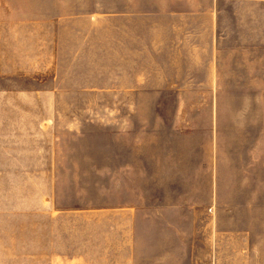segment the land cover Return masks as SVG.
Returning a JSON list of instances; mask_svg holds the SVG:
<instances>
[{"label":"rangeland","instance_id":"obj_1","mask_svg":"<svg viewBox=\"0 0 264 264\" xmlns=\"http://www.w3.org/2000/svg\"><path fill=\"white\" fill-rule=\"evenodd\" d=\"M241 1L214 78L201 55L166 79L160 16L0 0V264H264V1Z\"/></svg>","mask_w":264,"mask_h":264},{"label":"crops","instance_id":"obj_2","mask_svg":"<svg viewBox=\"0 0 264 264\" xmlns=\"http://www.w3.org/2000/svg\"><path fill=\"white\" fill-rule=\"evenodd\" d=\"M237 2L242 1L112 0L111 11L107 13L113 16H144V24H147V22L152 23L151 16H160L161 29L163 28V24L165 28L169 24L171 30L174 29L176 31L175 41L174 44H172V46H175L174 50L170 52L161 50L160 52L162 59L160 61L159 72L161 74L159 78H195L196 75L190 74V72L193 73L195 70L199 71L201 55L206 56V59L204 58L205 68L207 72H211V74H207L205 77L214 78L215 63L213 48L218 33L217 30H219V24L216 21L217 16L223 11L222 8L225 7V5L232 6L236 5ZM92 13L103 14L106 13V11L100 10ZM121 46L123 49L121 51L118 50V52L130 55L133 48L132 42L129 39L127 41H122ZM144 46L147 47V50H145L143 54L151 57L150 46L146 43H144ZM134 52L137 53L138 50H134ZM168 56L170 57L168 58ZM151 61V58H149L146 62L149 64ZM133 62L132 60H128L127 63L130 64ZM149 69L152 70L150 64ZM168 73H170V75H168Z\"/></svg>","mask_w":264,"mask_h":264}]
</instances>
